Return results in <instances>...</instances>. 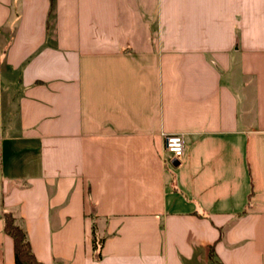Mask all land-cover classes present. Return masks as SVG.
<instances>
[{
    "label": "crops",
    "instance_id": "0c3cea01",
    "mask_svg": "<svg viewBox=\"0 0 264 264\" xmlns=\"http://www.w3.org/2000/svg\"><path fill=\"white\" fill-rule=\"evenodd\" d=\"M4 213L42 264H264V0H0L15 264Z\"/></svg>",
    "mask_w": 264,
    "mask_h": 264
},
{
    "label": "trees",
    "instance_id": "16d2710c",
    "mask_svg": "<svg viewBox=\"0 0 264 264\" xmlns=\"http://www.w3.org/2000/svg\"><path fill=\"white\" fill-rule=\"evenodd\" d=\"M3 232L13 241L14 262L15 264H42L32 253L29 240L24 229L16 222L11 213H4L2 216ZM93 248L96 249L97 242L93 230ZM101 243V242H100ZM210 259L213 254L210 251Z\"/></svg>",
    "mask_w": 264,
    "mask_h": 264
},
{
    "label": "built area",
    "instance_id": "2783aa9c",
    "mask_svg": "<svg viewBox=\"0 0 264 264\" xmlns=\"http://www.w3.org/2000/svg\"><path fill=\"white\" fill-rule=\"evenodd\" d=\"M164 149L175 160H181L185 153L186 142L183 135L162 134Z\"/></svg>",
    "mask_w": 264,
    "mask_h": 264
},
{
    "label": "water",
    "instance_id": "95a60500",
    "mask_svg": "<svg viewBox=\"0 0 264 264\" xmlns=\"http://www.w3.org/2000/svg\"><path fill=\"white\" fill-rule=\"evenodd\" d=\"M174 166H177L179 164V162L177 160H173V163H172Z\"/></svg>",
    "mask_w": 264,
    "mask_h": 264
},
{
    "label": "rangeland",
    "instance_id": "374dc122",
    "mask_svg": "<svg viewBox=\"0 0 264 264\" xmlns=\"http://www.w3.org/2000/svg\"><path fill=\"white\" fill-rule=\"evenodd\" d=\"M6 93H9V91H8V90H6Z\"/></svg>",
    "mask_w": 264,
    "mask_h": 264
}]
</instances>
